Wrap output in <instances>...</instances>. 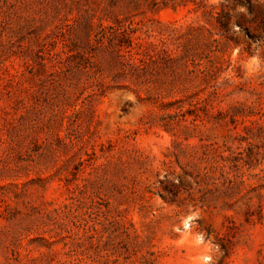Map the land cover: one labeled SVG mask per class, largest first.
I'll return each mask as SVG.
<instances>
[{
  "label": "rangeland",
  "instance_id": "1",
  "mask_svg": "<svg viewBox=\"0 0 264 264\" xmlns=\"http://www.w3.org/2000/svg\"><path fill=\"white\" fill-rule=\"evenodd\" d=\"M0 264H264V0H0Z\"/></svg>",
  "mask_w": 264,
  "mask_h": 264
}]
</instances>
